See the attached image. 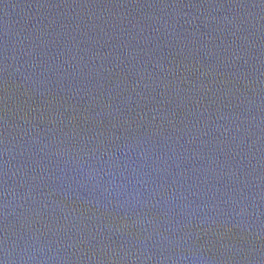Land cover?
<instances>
[{
  "label": "water",
  "instance_id": "1",
  "mask_svg": "<svg viewBox=\"0 0 264 264\" xmlns=\"http://www.w3.org/2000/svg\"><path fill=\"white\" fill-rule=\"evenodd\" d=\"M0 264H264V0H0Z\"/></svg>",
  "mask_w": 264,
  "mask_h": 264
}]
</instances>
